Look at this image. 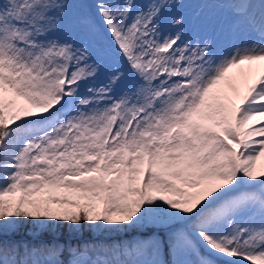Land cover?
<instances>
[{
  "label": "snow or ice",
  "instance_id": "6c2138e0",
  "mask_svg": "<svg viewBox=\"0 0 264 264\" xmlns=\"http://www.w3.org/2000/svg\"><path fill=\"white\" fill-rule=\"evenodd\" d=\"M190 2L0 0V264H264V0Z\"/></svg>",
  "mask_w": 264,
  "mask_h": 264
},
{
  "label": "bare ground",
  "instance_id": "6f19581e",
  "mask_svg": "<svg viewBox=\"0 0 264 264\" xmlns=\"http://www.w3.org/2000/svg\"><path fill=\"white\" fill-rule=\"evenodd\" d=\"M201 5H199L198 3H196V0H192V2H190V3H188L187 5H186V7L188 8V9H195V8H197V7H200ZM245 67H247V66H245ZM236 71H238V70H234V72H236ZM236 86L238 87V88H243V82H242V80H240V79H237V81H236Z\"/></svg>",
  "mask_w": 264,
  "mask_h": 264
},
{
  "label": "rangeland",
  "instance_id": "374dc122",
  "mask_svg": "<svg viewBox=\"0 0 264 264\" xmlns=\"http://www.w3.org/2000/svg\"><path fill=\"white\" fill-rule=\"evenodd\" d=\"M264 168V158L260 162H258V169Z\"/></svg>",
  "mask_w": 264,
  "mask_h": 264
},
{
  "label": "trees",
  "instance_id": "16d2710c",
  "mask_svg": "<svg viewBox=\"0 0 264 264\" xmlns=\"http://www.w3.org/2000/svg\"><path fill=\"white\" fill-rule=\"evenodd\" d=\"M85 236H86V238H91L90 234H88V233H86Z\"/></svg>",
  "mask_w": 264,
  "mask_h": 264
}]
</instances>
